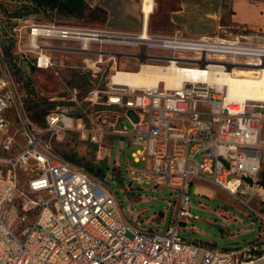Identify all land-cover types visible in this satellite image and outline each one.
Segmentation results:
<instances>
[{
	"label": "built area",
	"instance_id": "obj_1",
	"mask_svg": "<svg viewBox=\"0 0 264 264\" xmlns=\"http://www.w3.org/2000/svg\"><path fill=\"white\" fill-rule=\"evenodd\" d=\"M0 30L10 48L6 52L0 44V264H254L264 259V187L259 182L264 100L229 101L227 88L209 81L210 63L225 68L247 62L263 71L264 43L50 23ZM53 54L80 56L82 70L98 84L81 99L77 88L65 87L60 100L74 113L49 111L40 128L17 77L29 79L31 69L53 70ZM130 59L136 70L126 68ZM172 63L185 73L179 88L113 83L117 70L133 73L142 64ZM67 131L93 145L107 135L126 138L131 162L138 165L126 169L130 180L178 191L164 233L128 221L105 180L55 153L51 138ZM19 168L26 172L21 183ZM194 181L237 198L258 220L256 238L226 250L182 238L186 223L198 219L189 211ZM254 200L261 211L251 208Z\"/></svg>",
	"mask_w": 264,
	"mask_h": 264
},
{
	"label": "rangeland",
	"instance_id": "obj_2",
	"mask_svg": "<svg viewBox=\"0 0 264 264\" xmlns=\"http://www.w3.org/2000/svg\"><path fill=\"white\" fill-rule=\"evenodd\" d=\"M167 1L155 0L156 7L158 9L162 8V10L167 8ZM200 1L205 2V0ZM252 1L264 5V0ZM196 2L195 5H192V15L195 19L199 16L195 11L198 9V4H200L198 0ZM138 3L140 4L141 0ZM217 7L222 10L216 18L211 19L213 32L207 34L205 38L248 41L256 44L264 43L263 33L244 30L230 22L229 0H222L217 4ZM0 8L13 10L15 7L9 0H0ZM48 23L83 28L102 27L99 21H93L86 14L76 18L61 17L54 13L48 16L32 14L24 19L12 20L0 15V26L5 27V29L16 26L17 29L23 31L24 26ZM0 32V44L9 50L10 48L7 47L8 41L4 38L5 34L2 30ZM66 45L69 44L66 43ZM104 48L129 53L137 52L134 48ZM147 53L162 54L166 52L147 50ZM67 57L64 60V65L67 66L65 70L59 67V65H62L59 54H53L57 65L52 71L32 70L29 79L21 78L20 75L17 77H20L18 81L21 88H26L23 93L25 100L28 101L26 104L31 117L40 128H43V117L49 111L60 112L63 109L67 113H74L75 109H70L71 105L69 103L60 100L65 87L81 86L83 89L79 95L80 99L87 91L88 87L85 84L87 82L86 77L89 80V75L82 70V65L79 62L81 57L78 55H67ZM125 64L127 69H137V63L134 60L130 59ZM54 70L59 73L58 76L54 73ZM76 71L83 73L82 76H76L78 75ZM119 120L127 131L131 130V126L122 115H119ZM50 136L51 133H44L45 139L50 138ZM262 138L264 139V136ZM51 145L55 153L65 161L84 169L90 174L93 173L89 172L88 168L89 165L92 166L96 172L93 175L105 180L119 199L122 211L128 221L137 225L141 230H153L163 233L166 231L173 213L174 197L178 195V191L167 185L154 187L151 183L139 184L130 180L126 169L138 165L131 162L130 153L132 149L128 146L126 138L107 135L99 145H93L81 141L77 132L67 131L60 133L59 137L53 135ZM13 154H15V150ZM260 166L261 171H264V149H262ZM25 173L24 169L19 168L20 183L23 181ZM188 195L190 198L189 211L197 215L198 219L186 223L185 228L180 231L182 238L199 241L218 250L234 249L237 246L248 244L256 238L257 232L255 229L258 227V220L237 198H232L224 190L201 181L191 183ZM250 205L256 211H261L263 208L255 200L251 201ZM128 237L131 236L128 235Z\"/></svg>",
	"mask_w": 264,
	"mask_h": 264
},
{
	"label": "crops",
	"instance_id": "obj_3",
	"mask_svg": "<svg viewBox=\"0 0 264 264\" xmlns=\"http://www.w3.org/2000/svg\"><path fill=\"white\" fill-rule=\"evenodd\" d=\"M82 1L88 8L87 13L96 9L105 12V19L103 22L99 21L102 27L94 29L138 33L144 28L140 4L138 3L139 0ZM153 1V12L149 15L146 26V32L151 35H177L195 39L207 37V34L213 32L210 17L216 18L222 10L220 7H217V4L222 0H205V2L198 0L200 4H198V9L195 12L199 16L195 19L192 15V5H195L197 0H187L188 7L186 8L184 7L185 0H168L167 8H163V10L162 8L158 9L155 0ZM9 2L14 4L15 8H19L21 5L31 6L29 0H9ZM252 2L251 0H229L231 11L230 22L238 25L244 30L247 29L249 31H256L264 34V5H262V3ZM55 11L54 9L51 13ZM96 14H98V12ZM67 58L68 57L60 58L63 64L62 66L59 65L61 69L65 70V67H67L64 65V60ZM79 62L81 63V60ZM32 70L34 69H31V71ZM76 74H78L76 76L81 77L83 73L77 72ZM86 80L85 86L88 87L87 91L98 84L97 80H90V78L88 80L87 77ZM62 83L64 84V82ZM74 88L79 90L80 95L83 88L78 85L74 86ZM69 108L71 109V107Z\"/></svg>",
	"mask_w": 264,
	"mask_h": 264
},
{
	"label": "bare ground",
	"instance_id": "obj_4",
	"mask_svg": "<svg viewBox=\"0 0 264 264\" xmlns=\"http://www.w3.org/2000/svg\"><path fill=\"white\" fill-rule=\"evenodd\" d=\"M153 6V0H142V3H140L144 32L148 17L153 12ZM184 7H188L187 0H185ZM210 18L213 19V17ZM146 36L144 33L143 37ZM221 42L225 43L226 41ZM209 71V81L213 85L227 88V100H264V69L259 71L252 63L247 62L246 64L231 63L225 68H221L219 64L210 63ZM184 75L185 73L181 72L174 63L170 66L142 64L141 68L133 73L117 70V74L113 77V83L136 88H149L165 83L168 87L179 88Z\"/></svg>",
	"mask_w": 264,
	"mask_h": 264
},
{
	"label": "trees",
	"instance_id": "obj_5",
	"mask_svg": "<svg viewBox=\"0 0 264 264\" xmlns=\"http://www.w3.org/2000/svg\"><path fill=\"white\" fill-rule=\"evenodd\" d=\"M31 6L21 5L19 8L13 10L0 8V15L4 16L8 20L12 19H24L30 14H43L50 15L52 10H56L54 14L66 18L81 17L84 14L93 21L103 22L105 19V12L99 10H93L87 13V6L82 0H29ZM98 12V14H96ZM9 50L6 49V52ZM68 159V158H67ZM88 171L96 174L92 166L89 165ZM260 184L264 187V173L260 176Z\"/></svg>",
	"mask_w": 264,
	"mask_h": 264
},
{
	"label": "water",
	"instance_id": "obj_6",
	"mask_svg": "<svg viewBox=\"0 0 264 264\" xmlns=\"http://www.w3.org/2000/svg\"><path fill=\"white\" fill-rule=\"evenodd\" d=\"M254 264H264V259L254 262Z\"/></svg>",
	"mask_w": 264,
	"mask_h": 264
}]
</instances>
